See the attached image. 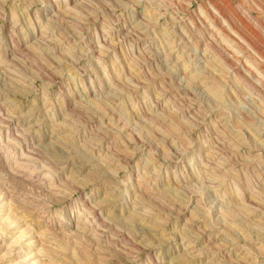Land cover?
Here are the masks:
<instances>
[{"label":"rangeland","instance_id":"rangeland-1","mask_svg":"<svg viewBox=\"0 0 264 264\" xmlns=\"http://www.w3.org/2000/svg\"><path fill=\"white\" fill-rule=\"evenodd\" d=\"M0 264H264V0H0Z\"/></svg>","mask_w":264,"mask_h":264},{"label":"bare ground","instance_id":"bare-ground-1","mask_svg":"<svg viewBox=\"0 0 264 264\" xmlns=\"http://www.w3.org/2000/svg\"><path fill=\"white\" fill-rule=\"evenodd\" d=\"M5 164V163H4ZM8 165V164H7ZM30 177V176H29ZM43 222H44V225H46L47 227H51L53 225L52 222H49L48 219L46 218H43ZM58 227V226H57ZM27 241V240H26ZM33 242V241H32ZM31 243V242H30Z\"/></svg>","mask_w":264,"mask_h":264}]
</instances>
